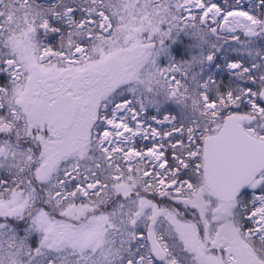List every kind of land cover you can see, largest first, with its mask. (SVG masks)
<instances>
[{
  "label": "snow or ice",
  "instance_id": "1",
  "mask_svg": "<svg viewBox=\"0 0 264 264\" xmlns=\"http://www.w3.org/2000/svg\"><path fill=\"white\" fill-rule=\"evenodd\" d=\"M0 264H264V0H0Z\"/></svg>",
  "mask_w": 264,
  "mask_h": 264
}]
</instances>
